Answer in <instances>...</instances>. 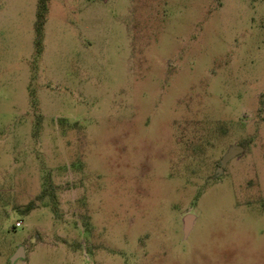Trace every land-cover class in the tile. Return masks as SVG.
<instances>
[{
    "label": "rangeland",
    "instance_id": "1",
    "mask_svg": "<svg viewBox=\"0 0 264 264\" xmlns=\"http://www.w3.org/2000/svg\"><path fill=\"white\" fill-rule=\"evenodd\" d=\"M19 247L264 264V0H0V264Z\"/></svg>",
    "mask_w": 264,
    "mask_h": 264
},
{
    "label": "water",
    "instance_id": "2",
    "mask_svg": "<svg viewBox=\"0 0 264 264\" xmlns=\"http://www.w3.org/2000/svg\"><path fill=\"white\" fill-rule=\"evenodd\" d=\"M242 152V149L239 148L238 146H232L227 154L224 156V158L221 161V165L224 166L229 160L235 158ZM194 219V216L192 215H187L184 219L185 222V234L186 236L190 233L191 228H192V221ZM25 257V252L23 247H19V250L16 252V254L11 258V263L14 264V262L19 259V258H24Z\"/></svg>",
    "mask_w": 264,
    "mask_h": 264
},
{
    "label": "built area",
    "instance_id": "3",
    "mask_svg": "<svg viewBox=\"0 0 264 264\" xmlns=\"http://www.w3.org/2000/svg\"><path fill=\"white\" fill-rule=\"evenodd\" d=\"M21 226H22V222L19 221V222L16 223L15 228H18V227H21Z\"/></svg>",
    "mask_w": 264,
    "mask_h": 264
},
{
    "label": "trees",
    "instance_id": "4",
    "mask_svg": "<svg viewBox=\"0 0 264 264\" xmlns=\"http://www.w3.org/2000/svg\"><path fill=\"white\" fill-rule=\"evenodd\" d=\"M41 16V15H40ZM31 209V207L30 206H28V210H30Z\"/></svg>",
    "mask_w": 264,
    "mask_h": 264
}]
</instances>
